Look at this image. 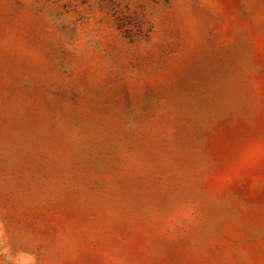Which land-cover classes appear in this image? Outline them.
I'll use <instances>...</instances> for the list:
<instances>
[{
    "label": "rangeland",
    "instance_id": "obj_1",
    "mask_svg": "<svg viewBox=\"0 0 264 264\" xmlns=\"http://www.w3.org/2000/svg\"><path fill=\"white\" fill-rule=\"evenodd\" d=\"M0 264H264V0H0Z\"/></svg>",
    "mask_w": 264,
    "mask_h": 264
}]
</instances>
